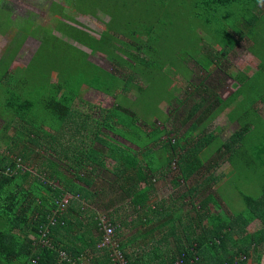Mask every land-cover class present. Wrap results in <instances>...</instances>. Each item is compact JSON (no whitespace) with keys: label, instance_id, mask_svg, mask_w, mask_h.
<instances>
[{"label":"rangeland","instance_id":"rangeland-1","mask_svg":"<svg viewBox=\"0 0 264 264\" xmlns=\"http://www.w3.org/2000/svg\"><path fill=\"white\" fill-rule=\"evenodd\" d=\"M197 1L0 0V158L6 155V143L15 139L20 149L26 142H29L30 149L42 147L45 160L49 157L58 160L59 155H66L70 162L93 143L95 127L102 124L106 112L116 104V100L112 96L90 89L84 93L82 100L78 101L73 109L78 117L91 115L92 118L87 122L90 124L87 136L84 133L79 134L80 132L72 130V128L63 131V127L56 124L54 126L59 128V135L54 138L53 143L47 139L43 144L41 138L36 136L33 139L30 134L19 136L21 135L19 130L22 128L21 120H30V117L35 116L36 121L42 118V113L44 117L48 118L52 114L49 108L47 114L46 108L49 92L54 88L52 84L62 82L64 85L66 78L63 73L66 68V59L70 54L75 55L67 42L92 53L89 47L77 44L73 39L68 38L71 31L85 32L97 40H102L105 37L108 42L112 37L115 39L114 44L118 45H120V41L130 42V39L124 35L125 33L138 32L137 35L142 38L143 44L153 38L154 44L152 45L160 51L161 60L165 61V71L163 75L156 74L152 80L151 89L144 90L139 94L140 101L137 106L140 108L137 109L140 113V121L137 125L140 129L138 132L141 134L145 132V128L149 126L147 122H153L152 117L147 114L153 112L155 113L153 116H157L153 119L157 122L159 129H167L162 143L155 148L156 154L160 158L158 164L156 162L157 165H160L161 161L165 159L164 155L171 151L168 146L169 140L174 142V139L184 137V146L186 144V147H189L188 143H185L189 140L187 139L189 125H183L182 121L191 106L200 100V96L202 98L206 96L210 101H214L216 93L221 99H226L231 92L238 88L235 76L239 73H245L240 76L239 80H247L250 86H255L257 94H263L252 110L255 123L254 129L251 128L264 130V71H261L264 66V0H238L219 5L216 11L196 7ZM29 11H34L42 18L36 15L31 17L30 14L29 17L20 16ZM45 15L47 16L45 17ZM36 23L41 24L43 28H38ZM147 31H151L152 36H145L148 34ZM39 34L45 35L47 38L54 35L61 40L43 41V47L38 51ZM230 35L231 37H229ZM229 42H232V45ZM66 45L68 48H65ZM75 56L78 57L79 67L83 68V55ZM75 60L76 58H73V65L76 64ZM90 60L107 71L117 67L111 63L107 54L101 52L92 54ZM209 69L212 70L213 77L207 78L210 74ZM119 75L120 78L125 79L131 75V72H125L124 68H121ZM144 80L139 78L136 81L139 82V85L144 86ZM44 87L48 91V95L46 92L45 95L42 94ZM247 88L246 85L245 92ZM211 92L213 95H209ZM120 93L124 94L123 91H118V94ZM125 95L129 102H123V107L127 106V103L132 104L130 100H135L138 92L126 91ZM176 96L180 103L173 101L170 106V102L175 100ZM240 100L241 98L230 104L209 128L212 133L214 131L218 133L222 141H226L233 132L240 128L238 122L229 119V112ZM25 101H29V105ZM26 114H30L28 118H24ZM259 119L262 121L261 125H257ZM49 132L55 133L54 129L50 128ZM104 132L107 131L104 130ZM122 133L133 140L137 138L134 134L128 135L125 130ZM250 134L252 135L249 138L250 144L256 142L258 144L257 136H254L256 132L252 131ZM194 139H196L195 136L190 137V140ZM141 141L147 143V140L143 138ZM83 143H86L85 147ZM127 143L128 146H133L129 142ZM67 148L72 149L68 150ZM134 148L136 147L134 146ZM177 150H179V146ZM250 154V157L254 159L252 153ZM61 161L64 162L63 156ZM213 163L215 165L211 172L204 170L188 182L181 180L179 185L173 182V178L180 175L176 160H173V164L163 178L158 177L155 200L159 201L156 204L161 212L157 215L152 214L151 219L161 222L149 226L157 227L163 221L174 217L167 229L172 231L176 228V231L164 235V233H160L164 230L163 226L158 227V231L145 238L149 244V251L158 247L168 255L167 252L175 253L180 245L187 246L190 236L188 231L190 227H193L191 226L192 219L200 213L203 214L204 210L200 209L198 203L206 194L210 193L216 196L221 204L224 217L234 216L246 210L247 207L244 205L240 193L251 197L261 194L264 184V169L259 164L240 172V170H232L231 163L225 156L222 159L214 157ZM22 164L31 170L36 167L32 163H27V165L22 162ZM112 164V161L107 159L109 169L111 166L113 167ZM206 176L213 179L209 191L205 193L202 190L199 195L193 197L181 196L187 193L190 188L200 185ZM97 177L98 183H103L108 179V173L101 170ZM50 183L58 188L60 186L58 181ZM66 195L73 196L70 193ZM105 197L106 195L102 199L94 198L95 204L99 205L106 201ZM77 201L80 200L77 198ZM80 203L94 205L86 200H81ZM209 210L213 212L215 208L210 205L207 210L205 209V214L209 213ZM91 212L89 210V213ZM99 213H101V218L107 217L113 227L117 228L110 221L107 210L102 208ZM121 213H118L119 219ZM123 213H127L128 221H134L137 218L133 209H126ZM179 223H182V226H178ZM149 226H128L127 228L130 231L140 229L142 233H147ZM261 226L259 221H255L247 227L246 231L252 233L259 230ZM163 235L164 239L160 241ZM123 237H126L125 231L115 230V239L119 243L123 242ZM102 238L103 235H100L101 240ZM128 244L130 243L128 242ZM100 245L98 244V248ZM129 251L125 250L126 253ZM158 251H154L155 254ZM85 257L91 262L94 256L89 252Z\"/></svg>","mask_w":264,"mask_h":264},{"label":"trees","instance_id":"trees-1","mask_svg":"<svg viewBox=\"0 0 264 264\" xmlns=\"http://www.w3.org/2000/svg\"><path fill=\"white\" fill-rule=\"evenodd\" d=\"M234 1L238 0H198L196 7L216 11L219 5ZM30 16L32 17V15ZM36 25L38 28H43L39 26L40 24ZM147 33L145 36H152L151 31H147ZM137 34L139 33H125L124 35L130 39V42L127 43L123 40L124 42L120 41V45H118L114 44L115 39L112 37L108 42L105 37L102 40H97L85 32L71 31L68 38L73 39L77 44L89 47L92 53L67 42L75 55H83V68L79 67L78 57L74 54L69 55L68 51L65 50L69 55L63 73L66 80L64 85L61 81V83L52 84L54 88L49 92L50 96L46 103L52 114L49 115V118L42 116L36 121L35 116L30 117V120H21L22 128L19 130L21 132L19 136L30 134L33 139L37 136L43 141L49 139V142L53 143L54 138L59 135V128H55L54 124L63 127L64 123L67 129L72 128V130L80 132L79 134L84 133L86 135L89 133L88 128L90 127L87 122L92 117L91 115L78 117L76 112H73L75 111L73 110L75 104L82 100L84 93L90 89L112 96L116 100V104L106 112L102 124L95 127L93 143L84 150L85 152L78 154L83 155L81 158L78 157L70 163H76L80 168H83L85 166L83 165L84 161H88L89 165L92 166L90 173L86 172L85 175L76 174L75 176L79 181H84L91 186L96 183L97 179L87 174H92L97 169H107V159L113 160L116 170L123 176L120 177V180L123 181L121 188L125 196L124 199L129 198L135 211L141 214L142 218L149 219L152 214H160L161 212L157 206L156 209L153 208L159 202L152 197V193L156 191L155 181L158 180V177L163 178L167 174L173 160L177 161L180 174L173 178V182L177 185L181 180L188 182L204 170L211 172L215 165L213 163L214 157L222 159L225 156L230 161L232 170H240V172L251 169L256 164L264 169V130L258 128L253 130L255 116L252 111L263 94H257L255 86H250L246 79V81L239 80L242 74L245 75V73H239L235 76L238 88L231 92L226 99H221L216 93L214 94V101H210L206 96L203 98L200 96V100L191 106L182 121L183 125H189L187 131V139L189 140L185 142L188 143L189 147H186V144L184 146V137L174 139V142L169 140L168 146L171 151L167 152L164 155L165 159L161 161L160 165H157L160 158L156 154L155 148L162 143L167 129H159L157 122L153 119L157 116H153L155 114L153 112H148L147 116H151L153 122H147L149 126L145 128V132L142 134L138 132L140 129L137 123L140 121V113L137 105L140 101L139 94L144 90L151 89L152 80L156 74L163 75L165 61L161 60L160 51L152 45L154 44L153 38L143 44L142 38ZM39 39L38 51L42 49L43 41L61 40L54 35L47 38L40 34ZM229 43L232 45V42ZM65 48H68V45ZM99 52L107 54L111 63L117 67L107 71L92 62L90 60L92 54ZM73 58H76L75 65L72 63ZM141 66L145 67L142 68ZM121 68H124V71L128 73L130 71L131 75L125 79L120 78L119 69ZM210 69L207 78L213 77V72ZM262 70L264 71V66H262ZM136 78L147 81L144 80V86H142L139 85ZM246 85L248 88L245 92ZM131 90L137 91L138 95L135 100H130L132 104L127 103V106L123 107V102H129L125 93ZM256 90H258L257 87ZM118 91H123L124 94H118ZM45 92L48 95V91L44 87V95ZM239 98L241 100L229 112V119L238 122L240 128L233 132L226 141H222L218 133L215 131L212 133L209 128L212 122ZM177 99L176 96L175 100L170 102V106L173 101L180 103ZM25 103L29 105V101H25ZM143 109L145 110L144 107ZM29 115L26 114L24 118H28ZM261 124L262 121L259 119L257 125ZM46 125L50 129H54L55 133H47L45 131ZM104 130L107 132L105 133ZM124 130L128 135L134 134L137 138L133 140L123 135L122 131ZM252 131L256 132L254 136H257L258 144L257 142L250 144L249 138L252 135L249 133ZM191 136H195L196 139L190 140ZM118 138H122L133 146L119 143ZM142 138L147 140V143L141 141ZM23 139L26 140L27 138ZM13 140L15 141V139ZM97 144H100L102 148ZM83 145L85 147L86 143ZM178 146L179 150H177ZM169 148L167 147V149ZM67 149L71 150L72 148ZM14 150L16 149L14 148ZM14 150L11 152L14 153ZM19 153L20 155L16 159H20L21 162L34 159L36 165L39 164L42 169L31 170L26 167L24 171H21L17 168L16 162L11 160L8 155L0 158V264H31L35 258L39 259V264H47L59 259L58 251H65L72 257H80L89 252L94 253L93 256H95V252L99 250L101 251L100 255L107 258L106 263L113 264L110 253L105 249L98 248L100 243L84 240L80 242L81 246H78L73 238L69 236L64 238L70 228V223L65 220V215L61 216L58 224L49 228L48 237L51 247L39 244L42 239V229L48 224V218L56 208L55 201L65 195L64 191L51 184V181H66V190L74 196L71 205L75 202L77 205H83L80 201L88 199L93 202L94 198L102 199L104 195L92 193L88 186H82L75 182L74 178L68 179L62 175L58 170L59 165L56 163L58 162L56 159L44 160L42 147L30 149L29 142H26ZM250 153L254 159L250 157ZM23 163L25 164V162ZM9 166L11 172H6V168ZM212 182L213 179L206 176L200 185L196 188H190L187 193L181 196H197L202 190L206 193L211 188ZM143 183L147 184V188L139 190ZM97 193L101 194L102 192L97 191ZM240 197L247 207L246 210L234 216L224 217L221 204L216 196L210 193L206 194L198 203L200 209L204 210L203 214L200 213L192 219L191 226L193 227H190L188 231L190 236L187 240V246H178V250L168 257L163 250L157 248L156 250L159 251L156 254L154 252L156 250L147 252V258H145L147 261L141 263L153 264L158 261L160 264H177L178 258L183 255V264H264V184L259 196L251 197L240 193ZM77 198L80 200L79 202ZM178 201L180 202L179 197ZM210 205L216 211L210 212L209 210V213L205 214V209L207 210ZM173 219L174 217L170 218L169 221ZM255 221L261 223V228L248 233L247 227ZM96 224L102 236L104 233L101 230L100 221H96ZM181 224L179 223L178 226H182ZM173 231H176V228ZM83 237L93 238L94 234L86 233ZM78 240L83 239L80 237ZM120 246L129 264H140L138 258H133L131 253L125 252L129 249L128 243L121 242Z\"/></svg>","mask_w":264,"mask_h":264},{"label":"crops","instance_id":"crops-1","mask_svg":"<svg viewBox=\"0 0 264 264\" xmlns=\"http://www.w3.org/2000/svg\"><path fill=\"white\" fill-rule=\"evenodd\" d=\"M42 94H43V91H42ZM46 108H47V114H48V107L46 106ZM42 116H43V113H42ZM43 128H44V125H43ZM66 129H67V126L64 123L62 130L65 131ZM45 131L47 133H50L48 125L45 126ZM117 141H119V143H123V144L128 145L127 141L123 140L122 138H118ZM42 143L44 144L43 140H42ZM10 146H12V147H10ZM99 147L102 148L101 145ZM5 148H6L5 154L8 155L11 160L15 161L14 159L19 157V155H20L19 150L20 149L18 148V145L16 144V142L13 139L11 140V143H6ZM14 148L16 150H14ZM12 150H14L15 152L12 153L11 152ZM61 150H63V149H61ZM61 150H58V151L61 152ZM105 153H107V152H105ZM56 154H59V153H56ZM2 155H4V154H2ZM62 156H63L64 162L61 161ZM78 157L81 158L82 156L78 155L73 160L75 161L76 159H78ZM21 159H23V158H21ZM33 160L34 159H30V160L28 159L27 161L25 160L23 162H25L26 164L32 163L33 165H36V163H35L36 161H33ZM44 160H45V158H44ZM52 160H54V159H52ZM56 161H58L56 163H58V165H59L58 170L66 178H68V179L74 178L75 182L79 183L80 185L88 186V188L90 189V191L92 193H96L97 195H106V197H105L106 202L104 201L102 203H99V205L95 204L96 203L95 200L93 202H91V199L90 200L88 199L86 201L91 202L94 205H77V202L73 203L72 205L70 204L66 213L64 214L65 220L70 223L69 224L70 225L69 232L65 234L64 238H67L68 236L70 238H73L76 241L78 246H81L80 242L84 241V240H89V241H94L96 243H100V241H101L100 240V232L98 231L96 221H100L101 213H99V212L102 211V208H104L109 213L110 221L117 226L116 230L126 232V237H123V242L124 243H128V242L130 243L128 250H131V251H129V253H131V257L138 258V260L140 261V264H142L141 262L144 263L145 261H147V260H145V258H147L148 254H147V252H141V251L150 252L148 250V245H149L148 241L145 240V238H147V236H150L151 234H153V232L158 231L157 228L161 227V226H163L162 229H164V230H162V232H160V233H164V235L167 233L172 234L173 230L169 231L167 229V227L169 226V223L171 221H169V220L163 221L157 227L149 226V225H152L155 223H160L161 221H158L157 219H151V218L148 219L145 217L142 218L141 214L137 213L135 211V208L133 207V205H131L130 199L129 198L124 199L125 196H124L122 188H121L123 181L120 180V177H123V176L120 174L119 171L116 170L115 162L113 160H111L113 163L112 164L113 167L111 166L112 168L110 167V169H109V167L107 165V169L104 170V171H106V173H108V179L105 180L103 183H98V177H97L101 173V170L97 169L92 174H87V175H92L97 179L96 183L91 185V186L87 185L86 182H84V181H79L75 176L76 174L85 175L86 172L90 173V170H92V166L89 165L87 160L84 161L83 165H85V166L83 168H80L76 163L71 164L66 155L65 156L59 155L58 160H56ZM36 166L37 167H35V170H36V168H39V170L42 169V167L39 164ZM78 168H80V169H78ZM118 174H119V177H118ZM155 182H157V181H155ZM58 183L60 185L59 189L63 190L65 195L70 193V191L66 190V186H67L66 181H64V180L60 181L59 180ZM145 188H147V184L143 183L140 185L139 190L140 189L145 190ZM97 191H100L102 193L98 194ZM156 191H154L152 193L153 199H155V197H156L155 196ZM110 200L112 201L111 203H110ZM156 206L158 207V205H155L153 208L156 209ZM126 209H129V210L133 209L134 212H136L137 218L134 221H131V220L128 221L127 213H125L126 215L123 213ZM89 210H91L92 212L89 213ZM118 213H121L120 219H119ZM86 214H88V216H86ZM155 215H157V214H155ZM128 226H130V227L149 226V229H148L147 233H142L140 231V229H138L137 231H130L127 228ZM118 227H120L121 229ZM101 230H102V228H101ZM86 233L94 234V237L93 238L83 237L84 235H86ZM164 235L160 241H162L164 239ZM80 237H82L83 240H78V238H80ZM165 243L169 244L170 242H165ZM167 253H168V255L166 254L167 257L169 255H172L169 252H167ZM100 254H101L100 251L95 252V256L93 257V260L91 261L92 264H107L106 263L107 258H105L104 255L101 256ZM153 264H160V263L157 261V262H154Z\"/></svg>","mask_w":264,"mask_h":264},{"label":"built area","instance_id":"built-area-1","mask_svg":"<svg viewBox=\"0 0 264 264\" xmlns=\"http://www.w3.org/2000/svg\"><path fill=\"white\" fill-rule=\"evenodd\" d=\"M15 162L19 170H25V167L23 166L20 159L15 158ZM6 172H11L10 166L6 168ZM73 198V196L70 197L69 195H64L63 197L55 201L56 208L52 212V215L48 218V224L45 225L42 229V239L39 241V244L41 246L51 247V245L49 244L50 239L48 237L49 228L59 223V221L61 220V216H64ZM62 224H64L63 221ZM100 225L104 233L100 243V249H105L109 251L113 264H129L126 255L121 249L119 241L115 239L116 228H114L113 225L108 221L107 217L100 219ZM58 254V260L47 264H92L86 259L84 255L80 257H72L65 251H58ZM182 256L178 258L177 264H183L184 260ZM31 264H39V259H33Z\"/></svg>","mask_w":264,"mask_h":264},{"label":"flooded vegetation","instance_id":"flooded-vegetation-1","mask_svg":"<svg viewBox=\"0 0 264 264\" xmlns=\"http://www.w3.org/2000/svg\"><path fill=\"white\" fill-rule=\"evenodd\" d=\"M29 14L30 15H32V17H34L35 15H37V16H39V14H36L34 11H29L28 13H26V14H21L20 16L21 17H29ZM47 15H45V17H46ZM40 17V16H39ZM37 24V23H36ZM39 25V24H38ZM33 26H34V23H33ZM39 26H42L41 24L39 25Z\"/></svg>","mask_w":264,"mask_h":264}]
</instances>
